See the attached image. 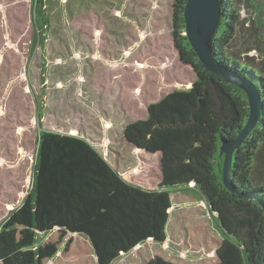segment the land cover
<instances>
[{
  "label": "trees",
  "instance_id": "16d2710c",
  "mask_svg": "<svg viewBox=\"0 0 264 264\" xmlns=\"http://www.w3.org/2000/svg\"><path fill=\"white\" fill-rule=\"evenodd\" d=\"M173 0L174 43L181 60L193 67L190 88L174 90L149 105L148 115L124 129L128 141L159 153L162 179L157 188L126 180L85 138L41 129L32 188L0 223V264H46L59 242L38 244L39 234L56 228L84 236L98 264L152 239L167 238L172 194L194 184L221 235L216 261L207 264H264V209L223 183V141L235 140L249 112L243 89L208 70L192 47L184 10ZM222 18L212 42L220 63L252 81L261 93L258 124L233 155L237 189L264 199V0H220ZM247 16L242 15V10ZM37 43L48 36L47 0H32ZM252 53V54H251ZM69 246V244H68ZM148 264H182L161 255Z\"/></svg>",
  "mask_w": 264,
  "mask_h": 264
},
{
  "label": "rangeland",
  "instance_id": "374dc122",
  "mask_svg": "<svg viewBox=\"0 0 264 264\" xmlns=\"http://www.w3.org/2000/svg\"><path fill=\"white\" fill-rule=\"evenodd\" d=\"M47 5L48 36L37 43L32 0H0V223L32 188L41 129L85 138L126 180L157 188L160 154L137 148L124 129L196 79L174 43L173 0ZM172 200L166 240H147L112 264H148L155 255L182 264L216 261L221 235L194 184ZM48 241H58L59 250L46 264H98L84 236L56 228L39 234L38 244Z\"/></svg>",
  "mask_w": 264,
  "mask_h": 264
},
{
  "label": "water",
  "instance_id": "95a60500",
  "mask_svg": "<svg viewBox=\"0 0 264 264\" xmlns=\"http://www.w3.org/2000/svg\"><path fill=\"white\" fill-rule=\"evenodd\" d=\"M184 17L186 23L185 34L204 66L225 78L228 82L240 87L247 94L250 112L244 128L235 140L223 141L220 147V153L224 154L223 183L228 190L237 193L240 197L249 196L254 198L264 209L263 197L258 194L247 195L239 191L234 185L232 177L233 155L259 122L261 93L252 81L220 63L213 52L212 42L219 31L222 18L220 0H188ZM160 167L162 170L161 160Z\"/></svg>",
  "mask_w": 264,
  "mask_h": 264
}]
</instances>
